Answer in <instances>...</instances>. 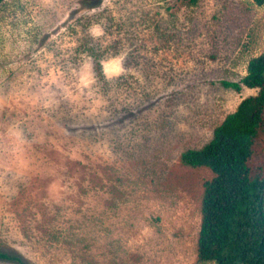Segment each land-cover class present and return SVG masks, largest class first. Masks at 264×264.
<instances>
[{"label":"rangeland","instance_id":"rangeland-1","mask_svg":"<svg viewBox=\"0 0 264 264\" xmlns=\"http://www.w3.org/2000/svg\"><path fill=\"white\" fill-rule=\"evenodd\" d=\"M263 51L252 0L0 1V250L29 264L197 263L215 174L180 155L258 92L222 81ZM252 155L261 174L263 128Z\"/></svg>","mask_w":264,"mask_h":264},{"label":"trees","instance_id":"trees-1","mask_svg":"<svg viewBox=\"0 0 264 264\" xmlns=\"http://www.w3.org/2000/svg\"><path fill=\"white\" fill-rule=\"evenodd\" d=\"M252 1L264 4V0ZM222 84L236 90L243 85L258 88V92L242 99L206 144L180 155L183 164L207 166L215 174L205 183L195 264H264V172L253 174L250 165L254 140L259 128L264 129V51L249 59L240 81ZM0 259L29 264L1 250Z\"/></svg>","mask_w":264,"mask_h":264}]
</instances>
